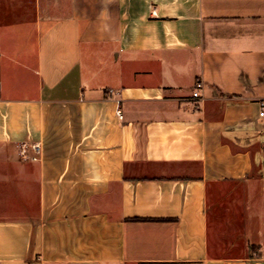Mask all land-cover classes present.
Returning <instances> with one entry per match:
<instances>
[{"label": "crops", "instance_id": "obj_1", "mask_svg": "<svg viewBox=\"0 0 264 264\" xmlns=\"http://www.w3.org/2000/svg\"><path fill=\"white\" fill-rule=\"evenodd\" d=\"M263 97L264 0H0V264H264Z\"/></svg>", "mask_w": 264, "mask_h": 264}, {"label": "built area", "instance_id": "obj_2", "mask_svg": "<svg viewBox=\"0 0 264 264\" xmlns=\"http://www.w3.org/2000/svg\"><path fill=\"white\" fill-rule=\"evenodd\" d=\"M200 85H201L200 83L196 84V88L192 92V97L198 98L200 96V91H199ZM259 105H260L259 115L263 117L264 116V97L260 99ZM116 114L119 118H122L123 116L122 111L119 108L116 110ZM20 154L23 158L31 159V160H38L41 154V145L38 142H34L30 144L22 143L20 145Z\"/></svg>", "mask_w": 264, "mask_h": 264}]
</instances>
